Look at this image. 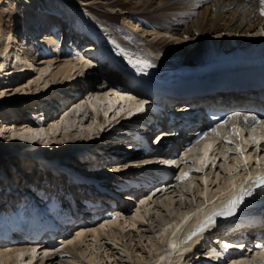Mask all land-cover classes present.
I'll list each match as a JSON object with an SVG mask.
<instances>
[{"label":"bare ground","instance_id":"6f19581e","mask_svg":"<svg viewBox=\"0 0 264 264\" xmlns=\"http://www.w3.org/2000/svg\"><path fill=\"white\" fill-rule=\"evenodd\" d=\"M51 2L54 11H57L59 14L58 18H54L55 21L57 20L58 22L54 23L58 24L62 28L61 39H66L69 37L71 42L74 41L72 39L74 38V36H71V31L68 30L69 26L72 27L76 23L84 24V22L89 25L92 24V21L98 20L102 23H105V25L109 27L110 31L116 36V39L120 41V43L128 46L129 48L144 53L140 49L135 48L129 45V43L117 38V34L114 32L112 27L114 26V20L118 19L119 17L123 23H125V20L129 24L131 22L132 28L134 29L136 26L132 22L133 20L140 19L141 21H144L146 24H143L146 26V28H152L157 31V33H152L154 35V42L149 45V51L152 54H154L155 52L165 51L164 53H166L167 56H172L173 58H175V62H178L168 63L164 61L154 60L156 61V63H158L159 66H163L168 69H174L177 71L193 70L197 67L201 68L215 65L216 63L220 62L222 63L221 57H225L228 59L230 58L234 61L238 59L241 61L264 60V36L260 37L262 33L264 34V15H261V11L264 10V0H51ZM42 4L43 3L41 2V0H0V83L9 85L13 80L18 79V77H22L24 73L30 71L36 72L35 74H37L38 76L34 80H32L31 77L28 79L23 78V81L10 86L14 88V91L11 93H9V89H6L7 87L0 88V102H5L4 104L0 105V118L2 120L0 123V142H2V139L4 137L3 130L7 128L6 125H15L17 127H20V125H18L19 122L30 124V126L28 125L27 128L20 127L17 130V132L19 133L11 131L12 134L18 135V138L16 140L18 143L17 147L0 150L2 155H7L9 157H13V155L17 153L22 154V162L20 161L19 164H25L23 166V169L25 168V171L28 172L24 175L21 174L20 176H18L19 171H17L13 175L12 172H10L11 167H9V173L5 175L4 169L6 166H0V173L4 174V176H1V178H3L4 180L0 179V189L4 188L3 190H0L1 211L8 210L14 205V202L16 203L18 199L21 198L25 193L34 192V190H28V188L25 187L26 185H31L32 188L40 189L39 186H42L40 184L43 183L42 181H45L44 184L46 182L49 183L48 186H53L50 187V189H52L48 192H51L55 195H57V193L53 188H58L57 190L62 191H66L68 189V191H70L73 195H75V191L78 190L83 191L84 194H86L87 188H89L91 189L89 190V192L92 194V187H90L89 185H74L71 182L67 183L65 181L66 177L64 176V174L54 176L48 170L45 171V173L37 174L35 168H38V165L40 164L43 165V163H35L32 160L29 161L30 159L28 153L42 158L44 162L52 159L57 162V164L59 162H68V164L70 165L74 163L76 165L74 167V170L78 174H81L88 178L93 177L97 179L100 176L98 172H95L97 171V169L94 168L93 165H101L102 160L95 159L93 162L91 160L82 161V156L78 155V153L83 152L87 147L92 146H97V149H99L100 151L108 153L106 155L116 154L121 151V145L118 144L117 146V143L120 142H116V144H113L108 142L106 138L102 137V134H104V131L110 125V116L107 119L105 117V119H102L100 115L99 118L102 122L99 120L101 122V125H98V133H96V136L94 138L85 137L86 139H84V141L81 143L82 145H86L84 147L80 144L79 147L77 146L78 148H74L72 150L68 149L67 151L58 154H49L45 153L47 146H49V144H53V142L56 143V141H58L55 134L58 133V129L61 132V128L59 127L60 122L62 124V131L64 133H67L69 128L71 129L70 132L72 133L73 131H78V129L81 128L79 127V124H81L80 122L82 120L81 118L83 116V113L85 114L86 112L83 110L82 107L84 106L82 104H88V107L86 109L92 110L91 112H89V115H91V117L93 116L92 118L96 117L97 114H105L106 112L112 110L120 113L125 110V107H127V109L130 107L126 106L129 103L127 102L128 99H126V97L121 93H118V91L113 93V97L110 96L111 92H104L107 89L104 85L108 83L103 78V76H111L110 73L105 72V70L94 71L87 69V64H90V62L88 63L84 60V58L73 60L71 57L74 56L71 54V52L69 54L63 52L61 56L57 55L56 59L47 58V56H51V54H53L51 52L55 50L53 44L54 39H52V37L50 36L52 34L54 35V33L56 34L55 30L58 26L56 24L51 25L53 21L46 18V12H38V17L33 22V25L29 26V28L33 30V33H40L41 30L40 35L42 37V34L44 32L43 28L47 24L53 26V29H51L52 31L50 30L51 33H48L47 37L40 39V36H35V38L30 39L31 35H28L29 32L27 33L26 30H18L17 32H14L12 28L13 24L11 25V23L15 21L16 17L18 16L23 20H26L29 17L34 16L35 14L37 15L38 7ZM198 10L200 12H198ZM12 13H14L15 15H12ZM63 19L66 22H63ZM29 21L30 20H28V22ZM25 25H23L24 29L26 28ZM64 25L67 27H65ZM86 31L90 34H94L93 28L91 26H88L86 28ZM21 32L22 34L18 37V34ZM160 33H163L164 36H167V34H169L168 38L160 36ZM223 33H225V39L220 40ZM211 35L214 36V38H210ZM159 36L160 38H158ZM236 36L238 37V41H234L233 39V37ZM207 37H209V39H207ZM208 41L211 42L213 47L215 46L217 48H215V50L212 49ZM13 44L15 46H13ZM220 47H222L223 49L222 54L219 53ZM217 49L218 51H216ZM20 51H24V53L28 54V56H26L25 54H21ZM187 51L190 52L188 53ZM81 76H85L87 81L90 83L87 86V89L89 93H93V95L85 100V102H74V100H72L74 103H71L72 101L67 103V105L69 104V106H66L62 111H60V113H63L64 111L69 109L71 105H76V112L82 114H78V116L77 114H73L72 116H70V113H67L63 114L61 117L60 115H58L56 119H60L58 121L55 120V122L51 123V125L49 124L50 126L48 128H45L46 124L42 125L40 128H37L30 123L31 118L28 117V120L24 117L25 115L22 114V111L24 109L20 107L22 103H26V100L23 101V99H28V97H32L34 100L39 99L38 97L35 98V96L41 95L43 93L47 94L51 90H57L58 92H60V89H67V83H73ZM98 80H103V84L101 86L96 84ZM202 86L207 85L203 84ZM202 86H182L177 88L174 92L197 93L199 92V90H208L201 89ZM212 87L214 86H211V88ZM74 88L80 90L81 85H77L76 83ZM65 91H63V93ZM171 91L172 90H170V92ZM100 93H103L101 94L102 97L98 98L96 94ZM49 95L56 97L58 96L55 93H50ZM245 95H247V93ZM217 96L219 97L218 99L221 100L220 105L227 106H229V103H232V101L234 103L236 102L238 106H246L249 100V97H241L235 93H218ZM34 100H29L28 102L33 103ZM75 100H82V97L78 96ZM254 100L255 101L252 105L257 106L260 101H258L257 99ZM119 101H122L123 105L116 106ZM101 103L106 104L104 107L105 109L100 112L97 111L99 107H97V105ZM29 104H27L28 107L33 108V106H36L33 104ZM8 109H11V111H13V114H11L12 117H10V113L6 115ZM29 109L26 108L25 110L27 111ZM20 111L21 114L18 113ZM4 114L5 116L4 118H2V115ZM112 117L114 118L115 115H113ZM5 122L12 123L8 124ZM232 123L233 122H231V124ZM261 123L264 122H260L259 124ZM31 126L35 127L36 129L31 128ZM234 128L239 130V136L234 134ZM243 131L244 130L240 129L239 127H232L231 129L225 126L214 127L213 130L205 138L207 144H205L202 149L203 158L200 159L197 154L194 163L191 166H185V164L184 167H182L181 171H185L183 174L186 173L187 178L182 177L181 183L177 185V189L169 191V193L165 191V193H163L162 195H159V193H157L153 197L147 196L148 191L145 190L147 188H141L142 190H139L137 192L133 191V195L127 193V197L128 199H131V201L136 197L139 200L142 199L139 201L138 208L136 210H130L128 208V203H123L118 208L107 210L105 212V218H109L113 213L116 212H121L124 216H116V218L111 221L106 220L102 225H100V221L96 222L95 220L90 223H78L76 225V229H74V231H78L79 233L77 239L71 241L70 245L62 247V250L58 253L45 252L43 255L38 256V258L36 259V254L34 252L29 253L28 251L23 252L19 250L25 248L24 245H26L27 243L15 242L7 245H0V264L105 263V259L103 257H100L101 259L98 258L99 260H97V257L94 259H92L91 257H84L82 255L84 251L82 253H79L83 247L82 245H87V243H91V245L88 244L87 246H91L90 248H92L93 252L94 250L101 249L102 245L100 246L99 244L103 240H107V242L112 243V245L115 246L113 248L119 249V253L126 256V258H132L131 250L134 249L135 245H142V243L146 241L147 243H149V250L151 249L149 252H152L153 250L155 251L154 253L152 252L153 254H149L150 257L149 260L146 261V264H165L168 259L167 256L174 250L175 244L180 236L186 234V231L178 234L175 233L177 230H179V224L182 221L186 222L189 219H193L198 214L197 211L203 202H210L213 199L220 198L221 196L226 194L230 190V187L236 185L238 180L241 178L242 174L240 173V169L242 167V169H246V165H248L246 163L253 160L254 158L252 156L257 155L258 153L259 155H261L262 152H264V147L258 148V144L264 141V134L258 137H254L252 132L250 131L248 134V140L243 138ZM70 132H68V134L65 136L66 138L78 133L74 132L73 134L69 135ZM51 134L55 136L53 138H50ZM99 134H101V137L99 136ZM37 139L44 140L46 145H41ZM225 140L227 142H224ZM231 140L236 143V148L234 147L233 149H231L230 147H225L221 144H230ZM242 141L243 144L241 143ZM38 143L40 144V146L38 145ZM252 143L258 149L255 148L253 149V151H250V144ZM33 149L37 150L31 151ZM211 149L215 150L212 153V155L214 156L213 162L211 163L210 167L204 169L205 165L211 161V159L207 157V153ZM199 150L200 145L193 146L187 149L184 154L186 152L189 154V152L192 151L198 152ZM91 154L92 153L84 155L88 157ZM96 155L99 156L100 153H97ZM71 156L75 157L73 163H70ZM131 156L134 155L125 154V157ZM147 157L155 156L151 155L146 156L145 158ZM182 157L185 158L184 155ZM24 158H28V160ZM120 159L122 160V158ZM216 159H218V162L217 164H214ZM219 161L222 162L221 164H227V166L223 167V172L226 174V178L223 179V183L221 185L219 182V175H216L215 172H212L213 175L211 176V173H208V171H210L211 169L214 170L218 167L217 165ZM143 162L144 161L142 160L139 163ZM131 163L135 165L136 162ZM68 164L62 163L60 165L67 166ZM178 165L179 162L176 163V166ZM180 166L181 165H179L177 169H179ZM105 167H108V163L105 164ZM197 169L203 172L200 174V176L194 175ZM102 170L103 172H106L105 168H103ZM29 174H31L32 176L36 175L35 177L40 183H37L38 181L35 180V184L32 185L33 180L30 178ZM9 176L11 177L8 178ZM28 178L29 180L26 181V179ZM118 179L119 178L117 177H113L111 180H109V183H113ZM23 180L25 182V185H23L24 187L21 186L23 184ZM67 184L68 188H66ZM5 187L8 188L5 189ZM9 187H13V189ZM42 188L44 189V187ZM8 189L10 190V192ZM6 194L10 195L6 196ZM77 196H79V194ZM11 203L13 204L12 206ZM132 213L133 215H131ZM235 225L238 224L235 223ZM262 226H264V220ZM228 227L230 228V226ZM237 227L238 226H235V228ZM260 227L261 226H243L240 233H243L244 236L250 235L252 231L261 233L262 229ZM221 231H223V228L214 227L210 231V233H212L210 234V236H208V233L205 235V237L199 239L192 247V250L186 254L185 262L194 263L198 260V258L205 256V253L208 255H212L213 251L215 252V250L212 249V247H214L213 240L218 239L219 236L222 235L220 234ZM173 233L174 236L171 238V234ZM101 237H103V239ZM218 244L219 247H223L220 243ZM166 245L168 246V248L164 250V246ZM209 245L211 247H208ZM106 247H104L103 249H105ZM208 248H210V250H208ZM87 250L88 248H86V251ZM134 250V253L138 254L136 249ZM225 254L226 252L223 253V255ZM122 255L119 256L118 253H111L110 256L107 255V259H116V257H121L122 259ZM263 255L264 254L257 255L259 258H253L251 264H260ZM80 258L85 259L81 261ZM135 261L140 264L139 259ZM247 261L248 260L246 258L242 257L239 259V264H247ZM179 262L180 261H178V264Z\"/></svg>","mask_w":264,"mask_h":264},{"label":"rangeland","instance_id":"374dc122","mask_svg":"<svg viewBox=\"0 0 264 264\" xmlns=\"http://www.w3.org/2000/svg\"><path fill=\"white\" fill-rule=\"evenodd\" d=\"M2 1V0H1ZM48 1V2H47ZM41 2L43 3L41 6H39L38 7V10H37V15L35 16H31L32 17V19H31V17H29L28 19H26V20H23L22 18H20V17H18L17 16V14H16V19H15V21H13L12 23H11V25L13 24V30H14V32H17L18 30L19 31H23V30H26V32L28 33V35L30 34L31 36H30V39H33V38H35V36H40L41 37V30H40V33L38 32V33H33V30L31 29V28H29V26L30 25H33V22L35 21V19L38 17V12L39 13H45V15H46V18H48L49 20H52L53 21V23H51V25L53 24H56L58 21L56 20L55 21V17L53 16V14H54V8L52 7V2H51V0H41ZM42 9V10H41ZM48 9V10H47ZM50 10V11H49ZM198 12H200L199 10H198ZM53 13V14H52ZM12 15H15L14 13H12ZM58 18V17H57ZM19 19V20H18ZM17 20V21H16ZM28 20H30L29 22H28ZM21 21V22H20ZM23 21V22H22ZM27 23H26V22ZM136 21V22H135ZM5 22V21H4ZM20 22V23H19ZM31 22H32V24H31ZM54 22H56V23H54ZM134 24H135V29L134 28H132V24H131V22H130V24L129 23H127L126 22V20H125V23H123L122 22V20L120 19V17L118 18V19H115L114 20V26H112L113 27V30H114V32L117 34V38H119V39H121L122 41H124V42H127V43H129V45H131V46H133V47H135V48H138V49H140L141 51H143L144 53H147V54H149V55H151L152 57H154L157 61H164V62H168V63H178V62H175V58H173L172 56H167L166 55V53H164L165 51H160V52H155L154 54H152L150 51H149V48H150V44L152 43V42H154L153 41V39H154V35L152 34V33H154V32H156L157 33V31L156 30H154V29H152V28H146V26L144 25V24H146L144 21H141L140 19H135V20H133L132 21ZM29 23V24H28ZM144 23V24H143ZM22 24V25H21ZM26 24V25H25ZM23 25H25L26 26V28L24 29L23 28ZM58 27L56 28V34L54 33V35L52 34L50 37H52V39H54L53 40V44H54V51L53 52H51V53H53V54H51V56H47V58H50V59H56V57H57V55H59V56H61L62 54H63V52H65V53H67L68 51L66 50V48H67V45H66V41L68 40L67 38L65 39H61V31H62V28L58 25V24H56ZM21 26V27H20ZM48 26H50L49 24H47L45 27H44V32H43V34H42V37L40 38V39H43V38H45V37H47V34L48 33H51V29H53L52 27L53 26H50V27H48ZM65 26V25H64ZM65 27H67V26H65ZM69 27H71V26H69ZM21 28V29H20ZM31 29V30H30ZM16 30V31H15ZM30 30V31H29ZM48 30V31H47ZM51 30V31H50ZM116 30V31H115ZM153 31V32H152ZM31 33H33V34H31ZM60 33V34H59ZM22 34V32L21 33H19L18 34V37L20 36ZM161 35L160 36H162V37H167L168 38V35L169 34H167V36H164V34L163 33H160ZM224 34L225 33H223L222 35H221V38H220V40H224L225 39V36H224ZM71 35V34H70ZM71 36H73V35H71ZM160 36L158 37V38H160ZM262 36H264V34L262 33L261 34V36L260 37H262ZM210 38H214V36H210ZM72 39H74V38H72ZM207 39H209V37H207ZM233 39H234V41H238V37L236 36V37H233ZM237 39V40H236ZM3 40V39H2ZM39 41V40H38ZM55 42V43H54ZM208 43H209V45H210V47L212 48V49H214L215 50V48H217V47H213V45L211 44V42L210 41H208ZM28 44H29V42H28ZM56 44V45H55ZM218 44H219V42H218ZM13 46H15L14 44H13ZM219 50H220V52L219 53H223V49H222V47H220L219 48ZM216 51H218V49L216 50ZM222 51V52H221ZM24 52V51H23ZM188 53L190 52V51H187ZM187 53V54H188ZM70 56V55H69ZM77 56V54H75L74 55V57H71V58H74L75 59V57ZM63 58H65V57H63ZM64 60V59H63ZM1 64V63H0ZM87 69H89L90 70V68H87ZM36 72H32V71H30V72H26V73H24L23 75H22V77H21V80L19 79V80H17V79H15V80H13L9 85L8 84H1L0 83V88H4V87H7L6 89H9V93H11V92H13L14 91V88L13 87H10V86H13V85H15V84H17L18 82H20V81H23V78L24 79H28V78H30L31 77V79L32 80H34V79H36L38 76H37V74H35ZM87 74V73H86ZM91 74V73H90ZM17 80V81H16ZM78 80V79H77ZM27 81V80H26ZM102 81V82H101ZM4 82H6V81H4ZM27 83V82H26ZM77 83V82H76ZM65 84V83H64ZM68 84V83H67ZM96 84L97 85H102L103 84V80H98L97 82H96ZM77 85H79V84H77ZM63 87V86H62ZM13 88V89H12ZM104 93V92H103ZM103 93H100V94H96L97 95V97L99 98H101L102 97V95L101 94H103ZM49 97H51L50 95H49ZM39 98V97H38ZM127 98H130V97H127ZM25 100H27V99H23V101H25ZM76 101H79V102H83L84 100L82 99V100H74V102H76ZM73 101L71 102V103H74ZM5 102L4 101H1L0 102V105H2V104H4ZM30 102H28L27 104H29ZM27 104L25 103H22L21 105H20V107L22 108V109H24L23 111H22V114H24L25 115V109L26 108H32V107H28L27 106ZM30 104H32V103H30ZM78 104V103H77ZM102 104V105H101ZM101 104H98L97 105V107H98V109H97V111H103V109H105L104 107H105V103H101ZM129 104H131L130 102L126 105V106H130ZM33 105H36L35 103L33 104ZM84 107H82L83 108V110L84 111H86L85 112V114L83 113V116H82V120H81V124H79V127H81V128H79L78 129V131H73V133L74 132H78V133H76L75 135H72V136H68L67 138L65 137L67 134H68V132H70V128L68 129V131H67V133H64L63 131H62V124H61V122H60V125H59V127L61 128V132L59 131V129H58V133H56L55 135H56V137H57V139H58V141H56V143H54L53 142V144H49V146H47V149H46V151H45V153H49V154H51V153H56V154H58V153H61V152H64V151H67L68 149H74V148H78L79 146H80V144L84 141V139H86V138H94L95 136H96V133H98V125H101V119L99 118L100 117V115L101 114H97V116L96 117H94V118H92L91 117V115H89V110L88 109H86L87 107H88V104H82ZM67 106H69V104L67 105ZM101 106V107H100ZM5 107H7V106H5ZM127 107H125V109H126ZM13 111H11V109H8V111H7V113H6V115L8 114V113H10V115L11 114H13L12 113ZM21 112V111H20ZM24 112V113H23ZM4 116H5V114L4 115H2V118H4ZM70 116H72L71 115V113H70ZM77 116H78V114H77ZM10 117H12V115L10 116ZM70 118V117H69ZM72 118V117H71ZM113 118L111 117V120H112ZM101 122H100V121ZM1 118H0V123H1ZM13 122V121H12ZM11 122V123H12ZM93 122V123H92ZM5 123H8V124H11V123H9V122H5ZM4 123V124H5ZM243 124L245 125H247V127H250L251 128V132H252V134H253V136L254 137H258V136H260V135H263L264 134V123H261V124H255V125H253L252 123H251V121H248V120H245L244 122H243ZM18 125H20V127H28V125L30 126V124H24L23 122H19L18 123ZM51 125V124H50ZM49 124L47 125L46 124V126H45V128H48L49 126H50ZM107 125V124H106ZM6 129L5 130H3V133H4V137H3V139H2V142H0V150H6V149H10V148H13V147H17V138H18V135H14V134H12V132L11 131H14V132H17V130L20 128L19 126L17 127V126H9V125H6ZM16 127V128H15ZM1 128V127H0ZM15 128V129H14ZM31 128H34V129H36L35 127H32L31 126ZM23 131V130H22ZM21 131V132H22ZM106 131V130H105ZM17 133H19V132H17ZM72 132H70L69 133V135L70 134H73ZM55 135H53V134H51L50 135V138H53ZM58 135V136H57ZM86 137V138H85ZM1 140V139H0ZM38 140V142L41 144V145H46L45 144V141L44 140H41V139H37ZM44 141V142H43ZM12 142V143H11ZM38 143V145L40 146V144ZM100 144V143H99ZM223 146H225V147H230L231 149H233L234 147L236 148V143L233 141V140H231V143L230 144H223V143H221ZM180 145H184L183 144V142H181V141H178V142H176L175 143V146L176 147H179ZM78 146V147H77ZM81 146H86V145H82L81 144ZM221 148V147H220ZM37 149H33V150H31V151H36ZM250 151H253V149H251ZM196 151H192V152H189V154L186 152L185 154H184V156L186 157L187 156V158H185V159H187L188 161H187V163H185L184 165L185 166H191L192 164H193V161L195 160V157H196V153H195ZM22 154H19V153H17V154H14L13 155V157H9V156H7V155H2L1 154V152H0V166H6L5 167V169H4V174L5 175H7V173H9V171H8V169H10L9 167H11V170H10V172H12V174L14 175L17 171H19V173H18V176H20L21 174L22 175H24L25 173H28L27 171H25V168L23 169V166L25 165V164H19V162L21 161L22 162V160H21V158H22V156H21ZM120 155V154H119ZM70 156V155H69ZM68 156V157H69ZM133 157H135V158H133ZM136 157H139V155L137 156H131L130 158H123L122 160L120 159L121 157H119V160L118 161H115V162H110V163H108V167H110L109 165H111V166H116V165H118V164H120V163H122L121 165V167H124L125 166V164L128 162V161H131V159L133 160V159H139V158H136ZM74 156H71L70 157V163H73L74 161ZM220 158V157H219ZM24 159H27L28 160V158H24ZM127 159H129V160H127ZM180 159V157H178L177 158V160H179ZM121 160V161H120ZM29 161H31V160H29ZM49 161H52V162H55L54 160H52V159H50ZM67 161V160H66ZM26 163H28V162H26ZM62 163H65V164H68V162H61L60 164H62ZM83 163V162H82ZM131 163V162H130ZM180 163H183V162H180ZM222 162L221 161H219V163H218V167L216 168V169H214V170H210V171H208V173H211V176L213 175V173L215 172V174L216 175H219V182H220V185L223 183V179L224 178H226V174L223 172V167H225V166H227V164L226 165H224V164H221ZM5 164V165H4ZM59 164V165H60ZM74 164V163H73ZM72 164V165H73ZM106 164V163H105ZM188 164V165H187ZM95 165V164H94ZM94 165H93V167H94ZM134 165V164H133ZM8 166V167H7ZM42 166H44V165H42V164H40V167H41V170L39 169V168H35V171H37V174H40V173H45V170H43L44 169V167H42ZM76 165H74V167H75ZM117 167V166H116ZM77 169V168H76ZM106 169V168H105ZM106 171V170H105ZM107 172V171H106ZM213 172V173H212ZM108 173V172H107ZM4 174L3 173H0V179L1 180H4L3 178H1V176L3 175L4 176ZM222 174V175H221ZM29 176H30V178L34 181V183H33V181H32V185H34L35 184V180H37L36 179V175L35 176H32L31 174H29ZM11 176H9L8 178H10ZM5 178V177H4ZM8 180V179H7ZM27 180H29V178L28 179H26V181ZM38 181V180H37ZM43 183H40L39 181L37 182V183H40L42 186H39V188H42V187H44V189H46V190H51L50 189V187H53L52 185L51 186H48L49 185V183H45L44 184V182L45 181H42ZM23 185H25V182H24V180H23V184L21 185V186H23ZM43 185H45V186H43ZM67 186H68V184H67ZM24 187V186H23ZM25 187H27L28 188V190L29 189H33L32 187H31V185H26ZM6 188H8V187H5V189ZM9 188H12L13 189V187H9ZM4 188H1L0 190H3ZM53 189H55V190H57L58 188H53ZM9 190V189H8ZM6 191V190H5ZM32 191V190H31ZM9 192H10V190H9ZM83 192V191H82ZM56 193H58V190L56 191ZM76 193V194H75ZM75 195L77 196L78 194H80L79 193V190L78 191H75ZM84 193V192H83ZM11 194V193H10ZM10 194H8V195H10ZM7 194H6V196H8ZM152 195V192H149L148 191V197H150ZM148 197H145V198H148ZM15 199V198H14ZM102 200H103V202H107L106 201V199L105 198H102ZM140 200H142V199H140ZM139 199H137V197L135 198V199H133L131 202H129L128 203V208L130 209V210H136L137 208H138V203H139V201H140ZM4 201H5V199H4ZM136 202V203H135ZM15 203V202H14ZM124 204H127V202H124ZM11 205H12V203H11ZM140 205V204H139ZM133 212V211H132ZM102 213H104V210L102 211ZM100 220H97L96 222H99ZM225 237V235H221V236H219V240H223V239H225L224 238ZM102 239H103V237H101ZM218 239H216V240H218ZM215 243H217V241H214ZM88 244H90L91 245V243H87V245ZM86 244L85 245H82L83 247H82V249H81V251L79 252V253H82L83 251V253H82V255L84 256V257H86V258H88V257H91L92 259H94V258H96L97 257V260H99V259H101L102 257L105 259V263L106 264H116V261H117V264H139V263H137L135 260H137V259H139L140 260V264H146L147 262L146 261H148L149 260V254L151 253V254H153L155 251L153 250L152 252H149L150 250H149V243H147L146 241L144 242V243H142V245H135V247H134V249H136V251L138 252V254H136V253H134V249H132L131 251H132V255H131V257L132 258H126V256H124V255H122L121 253H119V249H114L113 247H115V246H113L112 245V243H110V242H107V240H103V241H101V243L99 244L100 246L102 245V248L101 249H97V250H94V252H93V250H92V248H90L91 246H87ZM107 246V247H106ZM97 247H98V245H97ZM104 247H106L105 249H103ZM86 248H88V250L86 251ZM112 248V249H111ZM94 249V248H93ZM109 249V250H108ZM114 249V250H113ZM139 249V250H138ZM213 249V248H212ZM92 250V251H91ZM134 250V251H133ZM51 253H58V252H60V251H58V249H52L51 251H50ZM94 254H93V253ZM111 253H118L119 254V256H121L122 255V259H121V257L119 258H117L116 257V259H113V258H109V259H107V255H111ZM134 253V254H133ZM93 256H92V255ZM204 254V253H203ZM206 254V253H205ZM88 255V256H87ZM91 255V256H90ZM98 255V256H97ZM137 255V256H136ZM80 256V255H79ZM82 257V256H81ZM101 257V258H100ZM106 257V258H105ZM99 258V259H98ZM136 258V259H135ZM63 259V258H62ZM81 259V261L82 260H84L85 258H80ZM128 259V260H127ZM132 259V260H131ZM146 259V260H145ZM126 260V261H125ZM86 261V260H85ZM115 261V262H114ZM105 263H103V262H101L100 264H105ZM85 264H87V263H85Z\"/></svg>","mask_w":264,"mask_h":264},{"label":"snow or ice","instance_id":"6c2138e0","mask_svg":"<svg viewBox=\"0 0 264 264\" xmlns=\"http://www.w3.org/2000/svg\"><path fill=\"white\" fill-rule=\"evenodd\" d=\"M261 15H264V10L261 11ZM143 66H144V67H150L151 65L145 63ZM138 110H139V111H143V108L141 107V108L138 109ZM233 132H234V134L237 135V136H239V134H240V133H239V130H237V129H235V128L233 129ZM197 171H199V169H197ZM183 178H187V174H186V173L183 174ZM256 182H258V183L261 184V185H264V177H258ZM235 207H236V201H233L232 204L229 206V209H228L229 214H231V213L234 211Z\"/></svg>","mask_w":264,"mask_h":264},{"label":"trees","instance_id":"16d2710c","mask_svg":"<svg viewBox=\"0 0 264 264\" xmlns=\"http://www.w3.org/2000/svg\"><path fill=\"white\" fill-rule=\"evenodd\" d=\"M135 156V155H134Z\"/></svg>","mask_w":264,"mask_h":264}]
</instances>
